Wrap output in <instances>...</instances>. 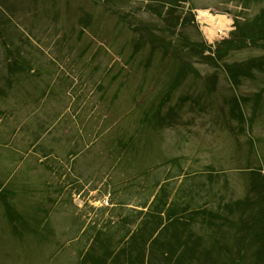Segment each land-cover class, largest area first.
<instances>
[{
	"label": "rangeland",
	"instance_id": "obj_1",
	"mask_svg": "<svg viewBox=\"0 0 264 264\" xmlns=\"http://www.w3.org/2000/svg\"><path fill=\"white\" fill-rule=\"evenodd\" d=\"M263 7L189 0L166 19L158 0H0V185L27 218L22 225L16 218L14 229L0 203V264H78L97 232L109 229L106 221L116 224L111 244L119 252L127 245L119 239L141 226L150 196L168 176L158 198L167 195L179 215L193 209L200 191L214 197L210 209L228 223L247 219L241 213L256 198L247 197V169L264 174V96L254 118L245 108V130L228 120L225 99L264 91V76L234 90L224 62L262 53L246 49L217 61L199 51L229 39L234 20ZM204 12L226 21L215 39L203 31ZM178 21L182 27L174 28ZM152 38L170 42V53L151 54ZM162 119L171 122L163 126ZM185 173L193 175L181 183ZM246 198L250 205L228 212ZM107 199L110 206L101 207ZM230 230L229 245L237 227Z\"/></svg>",
	"mask_w": 264,
	"mask_h": 264
},
{
	"label": "trees",
	"instance_id": "obj_2",
	"mask_svg": "<svg viewBox=\"0 0 264 264\" xmlns=\"http://www.w3.org/2000/svg\"><path fill=\"white\" fill-rule=\"evenodd\" d=\"M225 1L227 3L236 2L248 8L252 5L261 4L264 0ZM187 2L189 0H158L163 10L158 14L159 16L166 15V19H169L180 3ZM182 25L178 21L174 28L182 27ZM144 43V41L138 42L135 45L134 53H137ZM149 43L151 44V54L159 48L163 56L168 54L171 46L170 42L167 43L163 40L156 45L154 38L150 39ZM201 46L202 48L199 51L201 55L204 56L206 52H210L209 56H204L208 60L225 61L230 54L246 49H254L262 53L260 56L240 63L228 64L224 62V70L233 86L232 89L238 90L244 81L255 82L259 75L264 76V8L253 18L242 21L235 20V31L230 34V38L217 43L214 49L207 45ZM179 77H184V73L180 72ZM176 82L178 81L176 80ZM175 85L176 83L172 88ZM216 86L217 79L214 77L208 83V92L213 93ZM172 88L170 87L168 94ZM263 96V90L253 96H238L233 93L231 98L225 99V103L229 107L228 120L235 122L241 130H245L244 125L248 121L245 108L249 107L253 111L252 118H254L263 110ZM187 101L188 97L182 99V103ZM248 124L252 125V122ZM249 142L253 147V141L250 139ZM250 174L252 181L247 197L249 198L252 193L256 194V198L252 201L253 205L248 204V198H246L245 201L236 202L228 209L230 214L239 211L240 204L243 206L250 205L249 209H253L244 208L242 211L241 214H246L247 219L242 218L238 223H226L228 229L237 227L232 244H224L222 234L221 238L219 236L218 239L216 238L211 250L207 245V248L198 252V249L206 241L203 237L194 236L192 225L201 217L202 221L200 223L203 229L207 231V236L212 240L216 233L217 235L220 234L219 229L224 226L222 224L221 227H216L214 224V220L221 218V216L206 209L189 211L187 206L181 209L183 214L180 215L177 213L178 209L170 208L165 218H162L161 213L163 210H161V205L157 204L155 211L148 214L150 219L147 216L142 225L138 226L137 231L132 234L129 244L125 248L119 252L114 251L116 248L111 244L112 236L108 232L100 231L88 252L81 257L78 264H164V261L173 262L174 264H199V262L200 264H264V175L260 167L251 169ZM161 203L166 205V201H161ZM5 206L7 213L12 214L13 210L6 201ZM155 212L160 215L159 218ZM163 219H165L164 222ZM222 220L226 221L223 216ZM171 229H173L172 232H170ZM215 252L216 254L211 256ZM197 253L200 255H197ZM234 253H237L236 256H234Z\"/></svg>",
	"mask_w": 264,
	"mask_h": 264
},
{
	"label": "bare ground",
	"instance_id": "obj_3",
	"mask_svg": "<svg viewBox=\"0 0 264 264\" xmlns=\"http://www.w3.org/2000/svg\"><path fill=\"white\" fill-rule=\"evenodd\" d=\"M204 18L203 31L209 39H215L217 35L222 31L226 25V21L223 17H208V13H202Z\"/></svg>",
	"mask_w": 264,
	"mask_h": 264
}]
</instances>
